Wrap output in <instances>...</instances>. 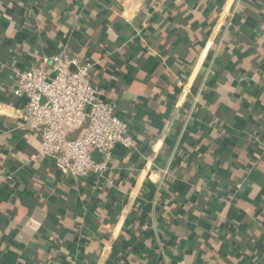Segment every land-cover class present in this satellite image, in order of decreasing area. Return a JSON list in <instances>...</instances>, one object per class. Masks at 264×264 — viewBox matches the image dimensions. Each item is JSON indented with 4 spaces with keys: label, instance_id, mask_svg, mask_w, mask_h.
<instances>
[{
    "label": "crops",
    "instance_id": "1",
    "mask_svg": "<svg viewBox=\"0 0 264 264\" xmlns=\"http://www.w3.org/2000/svg\"><path fill=\"white\" fill-rule=\"evenodd\" d=\"M58 52L134 139L101 177L21 123ZM263 223L264 0H0V264H264Z\"/></svg>",
    "mask_w": 264,
    "mask_h": 264
},
{
    "label": "built area",
    "instance_id": "2",
    "mask_svg": "<svg viewBox=\"0 0 264 264\" xmlns=\"http://www.w3.org/2000/svg\"><path fill=\"white\" fill-rule=\"evenodd\" d=\"M16 78L15 93L26 101L21 123L39 135V157L54 161L62 174L101 177L117 147L134 146L128 124L112 103L101 99L102 91L78 59L58 52L46 65ZM151 176L160 179L162 174Z\"/></svg>",
    "mask_w": 264,
    "mask_h": 264
},
{
    "label": "trees",
    "instance_id": "3",
    "mask_svg": "<svg viewBox=\"0 0 264 264\" xmlns=\"http://www.w3.org/2000/svg\"><path fill=\"white\" fill-rule=\"evenodd\" d=\"M263 225H264V223H263ZM255 244H256L258 249H263L264 248V244L262 242L258 241V240L255 242Z\"/></svg>",
    "mask_w": 264,
    "mask_h": 264
}]
</instances>
